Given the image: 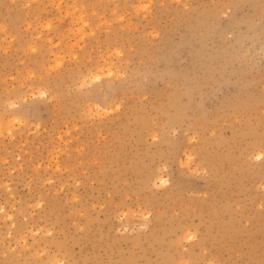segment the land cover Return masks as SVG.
Instances as JSON below:
<instances>
[{
  "label": "rangeland",
  "instance_id": "obj_1",
  "mask_svg": "<svg viewBox=\"0 0 264 264\" xmlns=\"http://www.w3.org/2000/svg\"><path fill=\"white\" fill-rule=\"evenodd\" d=\"M0 264H264V0H0Z\"/></svg>",
  "mask_w": 264,
  "mask_h": 264
}]
</instances>
